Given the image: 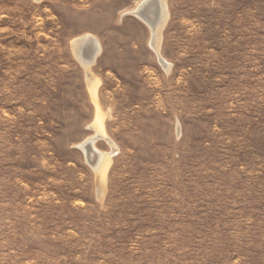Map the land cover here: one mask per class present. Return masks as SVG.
Returning a JSON list of instances; mask_svg holds the SVG:
<instances>
[{
    "label": "rangeland",
    "instance_id": "1",
    "mask_svg": "<svg viewBox=\"0 0 264 264\" xmlns=\"http://www.w3.org/2000/svg\"><path fill=\"white\" fill-rule=\"evenodd\" d=\"M140 1L0 0V264H264V0H166L167 69Z\"/></svg>",
    "mask_w": 264,
    "mask_h": 264
},
{
    "label": "bare ground",
    "instance_id": "2",
    "mask_svg": "<svg viewBox=\"0 0 264 264\" xmlns=\"http://www.w3.org/2000/svg\"><path fill=\"white\" fill-rule=\"evenodd\" d=\"M144 6V11L139 12L144 8ZM125 15H131L137 18L149 29V46L157 56L158 62L160 64L162 63V66L167 69L168 64L165 63L164 60H162L163 58L161 59V55L159 53L161 46V33L163 28L166 26L169 18V11L166 0H142L135 5L134 9L124 12L121 17H124ZM70 46L74 57L81 65L86 74L90 96L96 107L95 120L90 126L91 131H93L92 133L93 135H95V137L92 135L86 140H83V142H81L77 146L79 149L83 150L82 152L85 155L88 165L92 167L95 173L100 192L103 195L105 177L111 164L112 153H98L94 146V143L97 142L98 139L102 140L108 145L113 153L117 150V148L105 132L103 124L105 116L103 115L104 113L102 114V112L100 111L101 108L98 105L97 96V90L100 82L91 72V68L92 66H94L97 58L101 55L102 49L99 41L95 37L87 34L74 38L71 41ZM86 143L90 144V148L87 151L83 149V146Z\"/></svg>",
    "mask_w": 264,
    "mask_h": 264
},
{
    "label": "water",
    "instance_id": "3",
    "mask_svg": "<svg viewBox=\"0 0 264 264\" xmlns=\"http://www.w3.org/2000/svg\"><path fill=\"white\" fill-rule=\"evenodd\" d=\"M144 9H145V6H144V8H143L142 10H140L139 12H143ZM125 16H131V15H125ZM89 148H90V144H89V143L84 144L83 149H84L85 151H87ZM79 150L83 151L82 149H79Z\"/></svg>",
    "mask_w": 264,
    "mask_h": 264
}]
</instances>
